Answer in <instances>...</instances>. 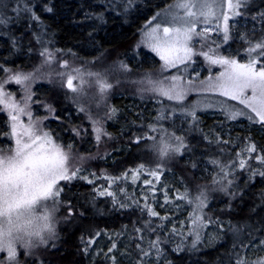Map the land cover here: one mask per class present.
<instances>
[{
    "label": "rangeland",
    "instance_id": "374dc122",
    "mask_svg": "<svg viewBox=\"0 0 264 264\" xmlns=\"http://www.w3.org/2000/svg\"><path fill=\"white\" fill-rule=\"evenodd\" d=\"M47 1L34 0L32 7L41 11V6ZM21 2L23 3L20 4ZM74 2L88 7L87 13L86 9H82L79 15L80 22L91 33V30L95 28L90 15L95 14L98 9H103L99 7L97 0H74ZM231 2L235 5L237 0H231ZM212 3L215 5L214 15L209 20L192 18L195 32L188 42L192 51L187 59L183 62L177 61L175 66L167 68L164 66V61L149 47L147 33L158 22L171 21L177 13L183 16V12L174 7L176 0L168 5L162 3L161 8H158L159 10L153 15H146L131 49L122 53L120 59L113 60L112 63H107L106 58L103 57L93 60L87 58L86 54L95 52L97 49L91 42L80 49L83 55L78 53V49H76L77 53L71 50L59 51L54 45L43 43V49L37 52L30 49L29 57L33 61H29L28 67L19 65L14 68L3 67L1 63L0 95L5 96L12 104L24 111L13 112L11 108L0 104V114L5 119L0 135H5L7 139L3 140L2 146L0 145V153L7 155L13 152L16 139L25 128H29L36 134L47 132L54 144L67 156L66 167L69 174L73 171L77 173L71 180L59 181L57 186L62 188L63 184L75 179L91 183L97 179L93 175L95 165L85 166L84 163H87L91 155L84 151L90 149L92 145L99 144L101 140L107 139L111 135L108 128L118 129L122 133L127 129L131 130L129 125L120 128L111 122L114 117L109 107V100L124 96L127 98L125 106L128 113H137L138 119L143 122L138 128H134L133 132L128 133L134 142L142 143V151L146 154L145 159L135 169L126 171L116 178L99 176L102 180L96 181L97 186L111 185L112 195L110 196L113 201L119 202L122 199L124 206L160 209L161 215L171 219L167 234L161 235V239L168 241L177 251L185 248L192 251L201 243L207 246L215 244L220 236V230L216 225L208 223L205 216L206 209L211 203L210 189L224 193L228 187L235 185V181L230 180L232 171L247 169L246 172H252L250 168L258 167L257 163L251 165L247 162L249 155H258L257 150L249 151L246 146L241 147L239 142L232 143L227 140L232 136V130L237 129L251 130L258 135H264V124H261L256 114L250 112L244 105L220 95L219 91L210 87V84L225 69L218 64H212L208 57L231 58L239 63H247L255 58L257 67L264 65V49H256L251 54L248 51L250 47L254 48L256 44L264 42V10L259 9L253 13V16L246 17L250 14L246 8L249 0H239L238 8H229V0H212ZM17 5V10H23L27 8L28 3L20 0ZM45 12H51V9L47 7ZM1 14L4 15L0 9V35L3 36L0 38V46L2 42H5L4 33H10L3 30V26L10 25V21H6ZM142 15L145 16V14ZM224 16L228 17L229 39L227 41L223 39ZM260 18L263 20H259ZM163 26L167 25L162 24ZM178 55L183 56L184 53L180 52ZM25 56L28 57V55ZM17 76L21 78L20 83L14 79ZM69 78L72 79L73 88L68 87ZM101 84H108L111 87L101 91ZM160 87L165 89L174 87L177 91H183L184 96L181 100L168 99L159 94ZM48 91H51L50 101L54 104L45 101L48 98L46 97ZM246 95L251 96V91L249 90ZM61 104L69 109L65 111L64 119L73 125L70 126L71 131L68 132V137L64 139H62L65 133L64 120L56 118V109ZM233 112L244 114L232 119ZM13 114L17 116L16 121L11 119ZM200 115L223 118V121L228 123L220 130L222 139L213 145L223 146L227 153L233 155L224 156V158L218 155H206L201 149L189 145L188 140H192L193 122ZM106 117H108L107 121ZM14 126L15 133H13ZM97 129H100L99 139H97ZM176 137L182 140L179 151L175 149L181 141ZM20 138L27 140L26 136ZM81 141L87 149L84 147L81 149ZM162 146H166L167 149L164 153L160 151ZM182 157L184 158L181 159ZM193 158L196 161L194 167L196 172H199L201 177H206L205 181H210L212 185L204 186L200 183L191 190L190 187H185L177 177L174 166L170 167L171 160L189 162ZM241 161L244 162L243 167H241ZM152 173L157 175L154 176ZM101 189L103 188L97 189L98 197L103 198V195H108L109 192ZM61 193L55 200L41 201L37 205L35 215H48V223L52 231L43 233L46 238L45 243H39L32 238L31 248H25L22 242H17L19 264L21 260L32 261L34 257L40 255L38 250L49 248L53 244L59 222V211L62 208ZM194 216L200 217L202 225L193 224ZM25 239L28 238L25 237ZM118 239H120L119 242H117ZM126 243L125 238L118 232L99 235L89 243V256L95 260L112 249L116 253L117 263L132 264V254L126 252L128 251ZM263 256L264 243L257 242L249 247L247 258L254 257L257 259V264H261ZM0 264H10L6 251L0 252Z\"/></svg>",
    "mask_w": 264,
    "mask_h": 264
},
{
    "label": "trees",
    "instance_id": "16d2710c",
    "mask_svg": "<svg viewBox=\"0 0 264 264\" xmlns=\"http://www.w3.org/2000/svg\"><path fill=\"white\" fill-rule=\"evenodd\" d=\"M19 1H0V9L4 13L1 15L6 21H10V25L3 26V30L10 32L4 33L5 42L0 46V64L2 63L3 67L14 68L18 65L28 67L29 61L32 60L29 57L30 49L37 52L43 49V43H50L59 51L71 50L77 53L91 42L97 49L85 56L91 60L103 57L107 63H112L113 60L120 59L122 53L131 49L144 17L153 15L161 8L162 3L168 5L173 2V0H97L103 10L98 9L95 14L90 15L95 28L90 33L80 22L79 11L86 9V13L88 12V7L82 3L76 4L74 0H48L39 11L32 7L34 0H25L28 3L27 8L17 10ZM47 7L51 12H45ZM246 8L252 14L246 17L253 16L259 9L264 10V0H249ZM0 38L3 36L0 35ZM40 92L42 93V90ZM46 94L44 95L48 98L45 101L54 104L50 101L51 91ZM126 100L124 96L109 100L114 117L111 122L120 128L129 125L131 130L127 129L122 133L118 129L116 131L108 128L111 135L101 140L99 144L92 145L90 149L80 142L81 149L83 147L87 149L84 153L88 152L91 155L84 164L95 165L93 175L97 179L91 183L75 179L62 185L60 202L62 208L59 211L53 244L49 248L38 250L40 255L30 262H24L20 258V263L122 264L117 263L116 253L112 249L95 260L91 259L88 250L89 243L99 235L118 232L127 242L126 252H131L132 264H238L239 261H243L244 264H257L254 257L247 258V252L254 243H264V162L261 159L264 158V135H258L251 130H232V136L227 141L239 142L241 147L255 146L258 155L252 152L254 155H249L247 162L251 165L257 163L258 167L250 168L252 172H246L247 169L232 171L229 178L235 181V185L228 187L224 193L210 189L211 203L206 209L205 216L208 223L216 225L220 230L216 243L211 246L201 243L192 251L187 248L177 251L168 241L161 239V235L167 234L171 219L161 215L160 209L124 206L122 199L115 202L110 195L98 197L97 189L103 188L102 191L112 193V188L111 185L97 186L96 181L102 180L104 176L116 178L123 175L126 171L135 169L145 159L142 143L134 142L128 133L133 132L134 128H138L143 122L138 119L137 113H128ZM61 106L56 109V118L64 120L65 133L62 137L64 139L68 137L70 126L73 125L64 119L65 111L69 109L63 104ZM107 119L108 117L106 121ZM223 120L219 117L198 116L192 125L193 134L192 140H188L189 145L201 149L206 155H218L221 158L233 155L227 153L225 147L213 145L219 143L218 140L222 139L220 130L228 125ZM4 122L5 119L0 114V129ZM3 140H7L5 135H0L1 146ZM169 163L170 167L174 166L177 177L185 187L192 190V187L200 183L204 186L212 185L210 181H205L206 177L203 178L196 172L194 158L189 162L174 159ZM150 212H156L157 215L153 216ZM152 239L155 240L152 242ZM119 241L120 239L117 242ZM261 264H264V256Z\"/></svg>",
    "mask_w": 264,
    "mask_h": 264
},
{
    "label": "snow or ice",
    "instance_id": "6c2138e0",
    "mask_svg": "<svg viewBox=\"0 0 264 264\" xmlns=\"http://www.w3.org/2000/svg\"><path fill=\"white\" fill-rule=\"evenodd\" d=\"M228 6L229 8H238L239 0L235 5L229 0ZM174 7L181 10L183 16L177 13L171 21L158 22L147 33L149 47L160 56L166 68L175 66L177 61L183 62L188 58L192 51L188 42L195 32L192 18L209 20L214 15L215 5L212 0H176ZM227 20L228 17L224 16V41L229 39ZM162 24L167 26L162 27ZM256 49H264V42L256 44L254 48L250 47L249 54ZM180 52H183L184 55H178ZM208 58L212 64H218L225 69L210 84V87L219 91L220 95L244 105L246 109L256 114L261 124H264V65L257 67L255 58L250 59L247 63H239L235 59L224 57ZM14 79L17 83L21 82V78L18 76ZM67 83L69 88H73L71 78ZM107 87H111V85L101 84V91ZM249 90L251 96L246 95ZM158 91L160 95L166 96L168 99L181 100L184 96L183 91H177L174 87L167 89L160 87ZM0 104L11 108L13 112L24 111L3 95H0ZM243 114V112H233L231 118L235 119ZM11 119L16 121L17 116L13 114ZM96 131L97 139H99L100 129ZM13 133H15V126ZM23 136H26L27 140L20 138ZM176 139L181 141L175 149L179 151V148L182 147V140L180 137H176ZM166 150V146L160 148L162 153ZM255 150V146L249 148V151ZM261 159L264 162V158ZM66 161L67 156L54 144L49 133L36 134L29 128H25L23 133L18 135L13 152L7 155L0 153V252H7L10 264L12 262L19 264L17 242H22V246L25 248H31L33 246L32 238L38 240L39 243H45L46 238L43 233L52 231L48 223V215L36 216L35 213L37 205L41 201L55 200L60 195L62 188L57 186L59 181L71 180L76 176L75 171L69 174ZM243 166L244 162L241 161V167ZM152 175L157 174L152 173ZM107 194L112 195L111 192ZM202 203L203 201L201 205ZM150 214L157 215L156 212H150ZM69 215H71V211ZM197 223L202 225L203 222L199 216H194L193 224ZM238 264H244V262L239 261Z\"/></svg>",
    "mask_w": 264,
    "mask_h": 264
}]
</instances>
